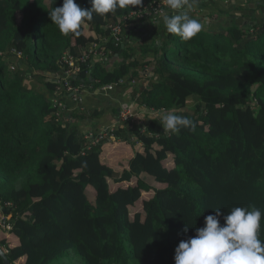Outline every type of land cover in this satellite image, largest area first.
Masks as SVG:
<instances>
[{
    "label": "trees",
    "instance_id": "obj_1",
    "mask_svg": "<svg viewBox=\"0 0 264 264\" xmlns=\"http://www.w3.org/2000/svg\"><path fill=\"white\" fill-rule=\"evenodd\" d=\"M62 3L0 0V215L11 225L0 231V250L9 264H174L180 241L215 209L221 224L234 207L264 214V21L213 28L199 20L202 31L187 41L163 21H145L156 30L135 47L126 28L123 43L111 46L121 58L114 68L86 64L90 74L71 82L98 90L141 77L146 62L154 81L137 87L141 79L130 99L157 113L175 110L195 128L172 133L145 120L144 133L139 127L133 137L101 141L82 155L78 127L61 122L52 103L59 85L45 74L60 72L63 55L81 56L136 7L94 14L77 36L61 33L49 18ZM75 3L91 8V0ZM144 23L133 26L141 37L136 28ZM32 76L43 93L24 88ZM78 112L67 114L69 121ZM92 118H99L96 110ZM119 144L126 159L111 167L106 153ZM258 238L264 241V215Z\"/></svg>",
    "mask_w": 264,
    "mask_h": 264
},
{
    "label": "clouds",
    "instance_id": "obj_2",
    "mask_svg": "<svg viewBox=\"0 0 264 264\" xmlns=\"http://www.w3.org/2000/svg\"><path fill=\"white\" fill-rule=\"evenodd\" d=\"M195 0H164L172 14L163 13V23L168 33L183 40H191L203 29L199 19L190 13ZM55 4L56 0H52ZM142 0H91V8L83 9L75 0H63L62 6L48 12L49 18L65 35L79 36L85 21L94 14L115 13L117 9L138 7ZM164 129L178 133L181 129L193 130L195 122L175 114V110L161 113ZM262 212L255 206L234 207L227 215L219 208L204 218V227L195 235L181 240L174 250V264H264V241L259 239ZM187 232V228L184 229Z\"/></svg>",
    "mask_w": 264,
    "mask_h": 264
},
{
    "label": "crops",
    "instance_id": "obj_3",
    "mask_svg": "<svg viewBox=\"0 0 264 264\" xmlns=\"http://www.w3.org/2000/svg\"><path fill=\"white\" fill-rule=\"evenodd\" d=\"M172 11V10H171ZM208 11L211 14H213L214 17H210L211 20L217 21L220 23L218 17L223 20L228 21V23L235 24L237 26L242 27H250L254 24H260L264 21V5H261L260 3H257L256 1H247V0H195L193 3V8L191 11V15L199 20H208L207 16L203 17L202 12ZM172 13V12H171ZM205 15V14H204ZM163 19L160 21L158 20L156 22V25H159ZM142 26V25H141ZM155 29L154 25L150 22H146L143 24L142 28H136L139 29L140 34H142V37L139 36L138 33H135L134 28H130L126 30L127 33V43L129 46L135 47L138 44H146L147 34L150 33L151 29ZM130 39V41H129ZM148 39H150V36H148ZM117 57V59H116ZM147 57V56H146ZM149 57V56H148ZM121 60V58H120ZM118 56L112 57V59L108 62L110 64V69L114 68L116 66L117 61H119ZM106 69L108 67L106 66ZM45 78L52 79L53 73H47L45 74ZM37 78H34L33 76L30 78H27L23 81V86L25 87V84H27L26 89L34 90L33 88H37V91L44 92V88H41V84L39 81L36 80ZM44 83V80H41ZM141 80H139L140 82ZM137 82V83H139ZM145 82V81H144ZM142 82L139 83L137 87H140ZM33 86V88H32ZM132 87L130 85H122L118 87L115 91V93H110L109 95L98 96L97 91H92L89 89V92H82L81 98L84 101H80V103L75 102L74 99L68 100V105H65L67 108L66 112H69L72 110L76 111L78 106L82 108V110H88L89 107H92V112L94 110H97L100 114V117L98 120H94L92 122H89L87 120L86 122L90 123L89 125H94L95 122H102L105 124L107 122L110 123L112 119H114V123L116 124L117 128L121 129L124 124L121 122L120 119V111L124 108L130 107L131 108V114L133 120L130 123H127L125 126V130L127 135L133 134L135 131V126H141L145 124V119H143V115L146 113H150V110H146L142 107H138L131 99H130V92ZM91 96V97H88ZM104 98V99H103ZM81 100V99H80ZM135 105V106H134ZM86 107V108H85ZM137 107V108H135ZM70 108V109H69ZM141 112H140V111ZM142 110L144 112H142ZM115 113V115H112ZM160 113V112H159ZM111 116V118H110ZM67 118L71 119L70 116ZM99 127V125L97 126ZM105 127H103L104 129ZM139 128V127H138ZM124 136L123 138H125ZM133 137V136H132ZM133 141V139H132ZM122 151V150H121ZM122 155H124L122 153ZM125 156V155H124ZM106 159H109V155L105 156ZM1 219V215H0Z\"/></svg>",
    "mask_w": 264,
    "mask_h": 264
},
{
    "label": "built area",
    "instance_id": "obj_4",
    "mask_svg": "<svg viewBox=\"0 0 264 264\" xmlns=\"http://www.w3.org/2000/svg\"><path fill=\"white\" fill-rule=\"evenodd\" d=\"M169 10L170 9H168L167 5L164 3V0H142L140 6L132 9V11H130L119 21L115 23H109L107 26V36H100L97 42L93 43L81 56L74 57L69 54L63 55L60 62L61 70L58 73H54L53 78L51 79H54V81L59 85L58 92L62 93L63 91L68 90L71 94L78 93L79 89L83 88L84 86L75 85L71 82V80L78 77L81 73H85V75L90 74L89 68L86 71H83L84 65L93 64L94 62H101L106 67L107 63L112 59V57L116 56L113 54L111 46L116 47L123 43L126 28L130 29L131 27L140 25L145 21L157 22L162 18V14L167 13ZM141 20L144 21L140 22ZM12 54L14 57L22 60L20 53H16L14 50H12ZM0 56H2L1 53ZM11 65H9V69L14 71L15 67ZM150 76L151 75L147 72V77L150 78ZM136 83V79H132L131 81L121 79L117 84H109L94 91H97V93L100 95L106 96L110 93H115L116 89L122 85H130L132 87L135 86ZM52 103L55 107H57L58 114L66 111L65 105L57 97L52 99ZM131 112L132 111L130 107L122 109L120 112L121 122L127 119V117L132 118L133 116ZM150 113L156 114L157 112L150 111ZM158 121L163 126L162 119L159 118ZM140 132L144 133L145 128L143 127L142 131ZM121 139H123V137L116 136L115 130L112 128H104L100 132L96 133V135L89 133L88 135L84 136V145L81 154L84 155L86 152H89L101 141L114 142L116 140L120 141ZM0 209H2L1 206ZM9 220L10 216H6L4 214L1 215L0 231L10 230L11 225Z\"/></svg>",
    "mask_w": 264,
    "mask_h": 264
},
{
    "label": "rangeland",
    "instance_id": "obj_5",
    "mask_svg": "<svg viewBox=\"0 0 264 264\" xmlns=\"http://www.w3.org/2000/svg\"><path fill=\"white\" fill-rule=\"evenodd\" d=\"M202 15H203V17L207 16V18H208V20L206 21V26L207 27L216 28L218 26L217 25V21H214V20H211L210 19L211 16L214 17L213 14H211L208 11H203L202 12ZM219 21H220V23H221V25L223 27H227V26L230 25V23H228L227 20H225L224 22H223V20H219ZM138 60L140 62H143L144 61L142 59H138ZM11 66H14V65H11ZM143 66H144V68L141 70L142 71V76L141 77H138V78H135L136 79V82H139V80H141V79H144L145 81L148 80L149 77H147V72L152 76L151 80H153V78H154L153 77V74L150 73L149 67L147 66V63L146 62H143ZM107 67H108V69H110V64L109 63H107ZM16 70L17 69H15L14 71H16ZM147 83H151V81L142 82L141 85H144V84H147ZM25 87L28 88L27 87V84H25ZM32 88H33V86H32ZM33 89L36 90L37 88H33ZM82 92H89V89L83 87V88L79 89V92L78 93H73V94L69 93L68 90H65L62 93H60V95L58 96V99L64 105H68V100L69 99H74V100L76 99L75 102L80 103V101H83L82 98H81V93ZM74 94H76V95H74ZM98 96L100 97V94H98ZM88 97H91V96H88ZM83 105H84V101H83ZM193 105H194V101L193 100H188L187 109H191V107ZM135 108H137V107H135ZM66 110H67V108H66ZM72 111H74V110L71 109V111H69V112H66V111L63 112V114L61 116L62 118L60 117V121L63 122V123H65L68 127L74 128L75 126H77L78 127V139L79 140H81V139L83 140L84 139V136L85 135H88L89 133H91L93 135H96V133L100 132L103 129V127L107 128V129H111L112 128L115 131L118 129L117 126H116V124L114 123V119H112L111 121H109L110 122L109 124L107 122H105V124H103L102 122H95L94 125H89L90 123L84 122L85 118L86 119L88 118L87 120H89V122H92L94 120H98V118H92V116H93L92 107H89L88 110H85V109L82 110V108L80 106H78L77 111H79L78 112L79 113L78 114L79 116H78V118L75 117V119L73 120V122L72 121H69V118H67V114L70 115V113H72ZM142 112H144V111L142 110ZM144 113L145 114L143 115V119H145L146 121H148V120H157L158 121L159 118L162 119V116H161V113L162 112L156 113V114L146 113V112H144ZM98 115L100 117V114L99 113H98ZM112 115H115V113H113ZM82 117H84V118H82ZM110 118H111V116H110ZM132 120H133V118L127 117V119H125V120L122 121V123L124 124V126H122V128L120 129V131H121L120 135L122 137H124V136L127 135L126 130H125V127H126L125 125L127 123H130ZM98 125H99V127H97ZM144 126H145L144 124H143V126L142 125L141 126H135L136 128H134V129L136 131L137 129H139L138 127H141L140 128V131H142V129H143ZM135 131L133 132L132 136L135 135ZM121 145L122 144H119V145H109L111 150L109 152H107L106 155H109L108 162H109V165L111 167H114L116 165L117 166L122 165L123 162L126 159V157L124 155H122Z\"/></svg>",
    "mask_w": 264,
    "mask_h": 264
},
{
    "label": "water",
    "instance_id": "obj_6",
    "mask_svg": "<svg viewBox=\"0 0 264 264\" xmlns=\"http://www.w3.org/2000/svg\"><path fill=\"white\" fill-rule=\"evenodd\" d=\"M0 259L2 260L3 264H9L7 256L2 250H0Z\"/></svg>",
    "mask_w": 264,
    "mask_h": 264
}]
</instances>
